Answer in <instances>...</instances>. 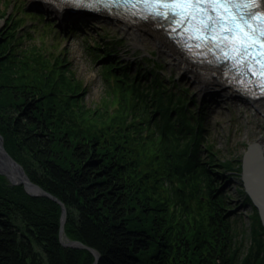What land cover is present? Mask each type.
I'll list each match as a JSON object with an SVG mask.
<instances>
[{
	"label": "trees",
	"instance_id": "1",
	"mask_svg": "<svg viewBox=\"0 0 264 264\" xmlns=\"http://www.w3.org/2000/svg\"><path fill=\"white\" fill-rule=\"evenodd\" d=\"M115 48L97 42L89 47L97 59L113 57ZM0 56L6 74L17 56L13 49ZM45 64L25 63L19 69L28 79L10 81L5 95L0 88V133L29 178L64 204L67 238L96 250L98 264H264L263 224L255 218L257 231L246 247L228 216L229 197L220 190L225 165L215 163L211 152L202 160L203 126L190 115L189 101L161 88L156 68L147 74L141 68L132 77L129 67L111 63L120 74L109 72L105 80L126 84L122 105L130 92L136 102L130 112L117 113L121 131L99 133L70 116L72 102L62 88L69 87L55 71L43 70ZM51 78L53 85L45 88ZM129 116L136 120L127 124ZM143 131L148 134L138 137ZM140 149L154 153L141 155ZM0 179V264L94 263L88 250L62 245L56 201L32 196L23 185H9L11 193Z\"/></svg>",
	"mask_w": 264,
	"mask_h": 264
},
{
	"label": "rangeland",
	"instance_id": "2",
	"mask_svg": "<svg viewBox=\"0 0 264 264\" xmlns=\"http://www.w3.org/2000/svg\"><path fill=\"white\" fill-rule=\"evenodd\" d=\"M96 42L102 49L116 44L113 57L97 59L92 55L89 47ZM2 43L4 46L0 52L13 49L17 56L14 67L4 71L6 74L0 72V88L4 90L3 94L8 93L5 86L10 84V81L21 84L28 79V75L19 67H24L25 63L46 60L47 64L42 69L55 71V78L62 77L60 84L69 87L62 88L72 102L70 116L80 121L86 129L99 133L121 131L117 113L125 114V109L130 112L133 102H136L130 100L132 95L130 92L127 105L125 103L122 105L121 101L124 100L120 89L126 84H121L118 78L105 80L104 74L109 72L120 74L115 72L111 63H121L129 67L132 77H136L141 68L144 74H147L150 68H156L157 70L153 69L152 72L160 73L159 79H162L163 85L161 88L165 90L172 88L179 100L186 103L189 101L190 115L194 114L196 120L203 126L204 136L199 153L202 160H206L211 152L216 156L215 163L219 166L225 165L226 169H219V176L223 183L220 190L222 189L229 197L228 216L235 220V232L242 243L246 247L251 246L253 235L257 231L254 228L255 218L259 219L260 223L262 220L250 198H246L241 180L243 160L249 147L264 138V119L256 115L253 105L242 100H231L217 93L199 97L193 84L172 67L170 61L161 56L156 49L135 44L121 28L93 15L84 17L66 15L62 24L45 8L31 5L29 0H0V48ZM151 79L155 80L153 77ZM53 82V78L45 81V88L52 86ZM129 83L133 82H128L127 85ZM129 118L131 119L127 124L133 119L136 120L135 117ZM190 123L195 126L194 122ZM146 134L148 132L143 131L138 137ZM134 135L137 133L134 132ZM190 138L189 135L186 143L191 140ZM187 149L185 144L181 151ZM149 150L140 149V154L144 155ZM149 153L153 154V149ZM147 157L148 155L144 156ZM4 179L6 186L9 187L6 189L12 193L14 188L11 189L9 186L11 184L5 177ZM24 191L27 192L25 188ZM188 192L193 193L191 185L188 186ZM194 196L197 198L200 195Z\"/></svg>",
	"mask_w": 264,
	"mask_h": 264
},
{
	"label": "snow or ice",
	"instance_id": "3",
	"mask_svg": "<svg viewBox=\"0 0 264 264\" xmlns=\"http://www.w3.org/2000/svg\"><path fill=\"white\" fill-rule=\"evenodd\" d=\"M140 4L165 19L172 13L182 27L191 23L196 39L214 43L238 65L264 69V0H134L133 6Z\"/></svg>",
	"mask_w": 264,
	"mask_h": 264
},
{
	"label": "bare ground",
	"instance_id": "4",
	"mask_svg": "<svg viewBox=\"0 0 264 264\" xmlns=\"http://www.w3.org/2000/svg\"><path fill=\"white\" fill-rule=\"evenodd\" d=\"M29 1L31 5L45 8L49 14L55 16L62 24L64 23V17L66 15H77L51 0ZM94 16H97L101 20L109 21L121 28L123 32L128 34L135 41V44L141 47L156 49L161 56H164L170 61V65L172 67H174L182 76L187 78L193 84V87L196 89L199 97L203 98L204 96L217 93L231 100L245 101L246 103L253 105V110L256 111V115H259L260 118L264 119V98L260 100L249 99L221 79L215 77L208 79L205 78L199 73V70L195 67L191 59L173 40L170 39L166 32H163V30L155 28L151 24L147 23L130 24L129 22L101 11L95 12ZM260 143L264 148V138L260 139ZM9 176L10 177L8 178L4 177L8 180L11 186H14L12 182H17V180L11 175ZM26 189L29 192L38 193V191L31 186H27ZM62 238L65 242L67 241L65 235H63Z\"/></svg>",
	"mask_w": 264,
	"mask_h": 264
},
{
	"label": "water",
	"instance_id": "5",
	"mask_svg": "<svg viewBox=\"0 0 264 264\" xmlns=\"http://www.w3.org/2000/svg\"><path fill=\"white\" fill-rule=\"evenodd\" d=\"M38 12V11H35ZM86 14V13H84ZM87 15V14H86ZM77 17L85 15H74ZM82 19V18H79ZM86 19V18H83ZM0 174L4 175L6 178L11 175L17 180V182H12L13 185H24L25 190L32 196H44L56 201L62 207L61 215V226H60V241L65 247H74L80 249L88 250L95 258L93 264H98L100 260V255L93 248L83 244L77 240H71L67 238L65 242L62 238L64 234V229L67 221V210L64 204L57 199L55 196L51 195L39 185L35 184L27 175L23 166L18 163L12 155L5 148L4 137L0 133ZM242 185L245 189L246 195L250 198L253 205L259 211L262 223L264 225V148L261 143H257L249 147V151L243 160V172H242ZM31 186L35 188L38 193L29 192L26 188Z\"/></svg>",
	"mask_w": 264,
	"mask_h": 264
}]
</instances>
